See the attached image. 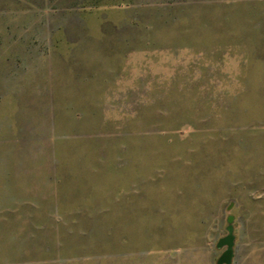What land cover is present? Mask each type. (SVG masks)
<instances>
[{
	"label": "rangeland",
	"instance_id": "1",
	"mask_svg": "<svg viewBox=\"0 0 264 264\" xmlns=\"http://www.w3.org/2000/svg\"><path fill=\"white\" fill-rule=\"evenodd\" d=\"M264 264V0H0V264Z\"/></svg>",
	"mask_w": 264,
	"mask_h": 264
},
{
	"label": "trees",
	"instance_id": "2",
	"mask_svg": "<svg viewBox=\"0 0 264 264\" xmlns=\"http://www.w3.org/2000/svg\"><path fill=\"white\" fill-rule=\"evenodd\" d=\"M232 240H233V236L230 234L219 242V245H218L219 247L228 245V249L222 256V258L219 260V264L229 263V260L232 254Z\"/></svg>",
	"mask_w": 264,
	"mask_h": 264
}]
</instances>
